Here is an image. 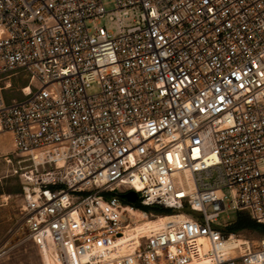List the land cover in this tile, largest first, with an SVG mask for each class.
Wrapping results in <instances>:
<instances>
[{"label": "built area", "instance_id": "obj_1", "mask_svg": "<svg viewBox=\"0 0 264 264\" xmlns=\"http://www.w3.org/2000/svg\"><path fill=\"white\" fill-rule=\"evenodd\" d=\"M114 1L118 33L102 0H0L20 230L42 264H264L219 222L264 224V0Z\"/></svg>", "mask_w": 264, "mask_h": 264}, {"label": "rangeland", "instance_id": "obj_2", "mask_svg": "<svg viewBox=\"0 0 264 264\" xmlns=\"http://www.w3.org/2000/svg\"><path fill=\"white\" fill-rule=\"evenodd\" d=\"M106 11L109 13L102 21L101 25H104L107 29L114 33L121 31V28L125 26V22H120L119 18L115 15V20L111 21L109 15L114 10V0H102ZM27 78L22 73L12 78V87L7 91V98H22L20 88L27 84ZM97 91L96 87L90 89V93ZM5 155L11 159L12 163H6ZM18 157L14 154V146L12 137L9 133L0 134V203L5 196H9L8 205L5 207L8 212L7 220L0 224V264H42V259L38 247L33 240L28 236V233L19 235V230L22 224L20 215V207L22 205V185L18 174L13 172V169L17 167ZM124 202H128L124 197H121ZM147 211L156 213H167V209L161 206H149L144 207ZM190 214L197 215V213L186 210ZM247 215L245 212H237L231 207L228 202L225 211L220 215V223H229L228 226L234 223L239 215ZM1 214V213H0ZM142 219V216L139 215ZM19 231V232H18ZM237 234L240 238H244L250 243H256L260 240H264V231L258 230H242L239 232H232Z\"/></svg>", "mask_w": 264, "mask_h": 264}, {"label": "trees", "instance_id": "obj_3", "mask_svg": "<svg viewBox=\"0 0 264 264\" xmlns=\"http://www.w3.org/2000/svg\"><path fill=\"white\" fill-rule=\"evenodd\" d=\"M128 204L133 205L134 207H140L138 203H129ZM145 210V209H144ZM168 210V209H167ZM169 212L163 213L168 214ZM228 232H239L242 230H258V231H264V224L257 223L256 221L252 220L248 215H243L239 213L236 221L232 224H230L227 227Z\"/></svg>", "mask_w": 264, "mask_h": 264}, {"label": "crops", "instance_id": "obj_4", "mask_svg": "<svg viewBox=\"0 0 264 264\" xmlns=\"http://www.w3.org/2000/svg\"><path fill=\"white\" fill-rule=\"evenodd\" d=\"M8 198L9 196H5V199L2 200V202L0 203V215H2V217H0V224H1V219H2V222H5V220H7V215H8V212L6 211V206L8 205ZM23 201V199H22ZM23 203V202H22Z\"/></svg>", "mask_w": 264, "mask_h": 264}, {"label": "bare ground", "instance_id": "obj_5", "mask_svg": "<svg viewBox=\"0 0 264 264\" xmlns=\"http://www.w3.org/2000/svg\"><path fill=\"white\" fill-rule=\"evenodd\" d=\"M163 216H166V215H163ZM161 221H162V219H161ZM150 224H153V226H158V223H156V222H152ZM134 231H135V229L129 230L127 232L128 237H131L133 235ZM25 233H26L25 229H21L20 232H19V235H22V234H25ZM246 242L249 243V241L244 239V238H239V240H238V243H246Z\"/></svg>", "mask_w": 264, "mask_h": 264}, {"label": "water", "instance_id": "obj_6", "mask_svg": "<svg viewBox=\"0 0 264 264\" xmlns=\"http://www.w3.org/2000/svg\"><path fill=\"white\" fill-rule=\"evenodd\" d=\"M122 196L129 202H135L137 199V195L133 191H129L127 193H123Z\"/></svg>", "mask_w": 264, "mask_h": 264}, {"label": "flooded vegetation", "instance_id": "obj_7", "mask_svg": "<svg viewBox=\"0 0 264 264\" xmlns=\"http://www.w3.org/2000/svg\"><path fill=\"white\" fill-rule=\"evenodd\" d=\"M135 202H138V196H137V199H136V201Z\"/></svg>", "mask_w": 264, "mask_h": 264}]
</instances>
